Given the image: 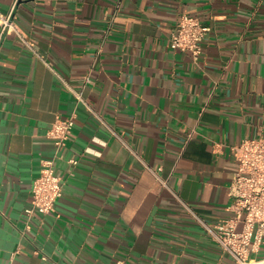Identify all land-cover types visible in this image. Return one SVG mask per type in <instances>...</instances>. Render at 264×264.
Returning a JSON list of instances; mask_svg holds the SVG:
<instances>
[{"label":"crops","instance_id":"obj_1","mask_svg":"<svg viewBox=\"0 0 264 264\" xmlns=\"http://www.w3.org/2000/svg\"><path fill=\"white\" fill-rule=\"evenodd\" d=\"M0 11L11 23L0 264H237L195 216L210 227L232 216V147L264 139V0H0ZM182 14L210 29L197 63L170 47ZM70 115L62 196L52 214L29 213L55 156L46 133ZM250 258L264 264V241Z\"/></svg>","mask_w":264,"mask_h":264},{"label":"built area","instance_id":"obj_2","mask_svg":"<svg viewBox=\"0 0 264 264\" xmlns=\"http://www.w3.org/2000/svg\"><path fill=\"white\" fill-rule=\"evenodd\" d=\"M10 25V16L0 11L2 31ZM209 30L199 19L182 14L171 35L170 47L189 53L197 63L202 54V43ZM86 82L90 83V80L87 79ZM72 92L77 102L85 104L83 91ZM74 123L75 115H70L57 119L47 131L46 136L55 147V156L41 161L39 176L32 184L31 207L27 212L50 215L55 211L56 203L63 192V182L56 172L55 164L61 158L60 151L66 146ZM232 151L238 163L229 187L232 203L227 211L232 216L214 227L205 224L196 216L195 218L222 251L237 264H261L252 260L250 254L257 252L264 241V139H244L233 146ZM70 162L76 164L74 160ZM182 206L193 214L185 203L182 202Z\"/></svg>","mask_w":264,"mask_h":264}]
</instances>
